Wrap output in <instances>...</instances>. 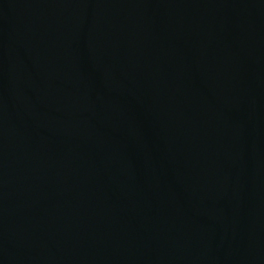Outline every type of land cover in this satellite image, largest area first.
<instances>
[{"label":"water","instance_id":"95a60500","mask_svg":"<svg viewBox=\"0 0 264 264\" xmlns=\"http://www.w3.org/2000/svg\"><path fill=\"white\" fill-rule=\"evenodd\" d=\"M0 264H264V0H0Z\"/></svg>","mask_w":264,"mask_h":264}]
</instances>
